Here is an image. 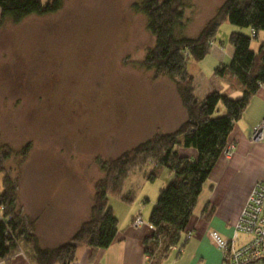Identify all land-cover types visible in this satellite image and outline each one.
<instances>
[{"label":"rangeland","instance_id":"374dc122","mask_svg":"<svg viewBox=\"0 0 264 264\" xmlns=\"http://www.w3.org/2000/svg\"><path fill=\"white\" fill-rule=\"evenodd\" d=\"M141 1L64 0L54 14L0 28V144L13 151L4 172L15 180L17 207L40 247L53 221L57 235L75 223L72 217L89 218L102 163L186 119L174 84L141 66L155 44L145 17L133 8ZM224 1L190 0L181 35L196 38ZM232 32L249 33L225 22L217 45L229 47ZM213 64L206 56L188 61L187 70L198 80L199 72L212 74ZM152 168L127 178L123 194L132 205L142 196L157 198L172 180L161 169L149 181ZM121 205L109 198L119 219Z\"/></svg>","mask_w":264,"mask_h":264},{"label":"trees","instance_id":"16d2710c","mask_svg":"<svg viewBox=\"0 0 264 264\" xmlns=\"http://www.w3.org/2000/svg\"><path fill=\"white\" fill-rule=\"evenodd\" d=\"M64 0H0V28L10 22L21 23L29 16H47L58 12ZM190 0H142L133 4L146 19V27L155 44L141 62L154 77H166L175 86L186 111V119L168 133H156L120 156L102 163L103 178L95 184L89 218L73 234L69 242L43 248L34 235L33 224H27L17 207L15 180L4 172V163L13 156L10 147L0 144V261H8L30 248L31 264H71L79 246L92 249L109 247L117 234V218L109 207V198L129 203L123 194L127 178L135 171L151 165L147 179L153 181L161 169L172 180L159 191L149 215L152 234L144 240V253L149 264H159L175 248L178 252L188 241V225L197 199L215 163L228 144L235 123L241 118L249 99L264 83V40L257 53L251 48L253 39L264 33V0H225L215 16L199 35L188 39L181 35L185 28V9ZM244 28L249 33L232 32L231 61L215 69L217 76L233 75L243 87L242 97L231 99L212 91L202 100L193 92V76L187 70L190 60H203L215 41L221 24ZM182 149H193L196 157L181 155ZM26 147L21 158L26 157Z\"/></svg>","mask_w":264,"mask_h":264},{"label":"crops","instance_id":"0c3cea01","mask_svg":"<svg viewBox=\"0 0 264 264\" xmlns=\"http://www.w3.org/2000/svg\"><path fill=\"white\" fill-rule=\"evenodd\" d=\"M262 40L264 33L259 34L254 45L251 42L250 48L254 53H257ZM208 54L207 56L214 60L213 72L210 76L199 72L200 78L193 81L195 97L202 100L210 92L217 91L231 99L241 98L243 87L233 75L225 74L220 77L215 73L216 68L230 63L233 54L231 45L223 47L214 41ZM263 120L264 83L249 99L228 138V144L234 145L233 152L228 157L224 154L220 156L202 187L188 225V231L193 233V237L183 245L180 252L172 250L159 264H221L220 252L211 241L209 232L216 231L222 237L230 238L254 185L264 182V124L261 139L250 138L252 130ZM180 153L196 157L193 149H182ZM142 197V201L139 200L133 205L121 201L122 205H127L119 206L120 219L112 209L118 222L116 237L109 247L92 249L79 246L71 264H149L144 253V240L152 234L148 219L156 198L149 200ZM136 215L140 216L142 224L134 227L131 224ZM38 216L41 218L40 213ZM72 219L75 223L63 234L58 230L57 235L54 230L53 235L51 234L52 226L58 225V222L53 221L54 224L49 225V240L41 247L53 248L69 242L79 224L84 221L82 219L78 222L75 217ZM30 253V248L22 245L21 254L14 255L8 263L0 261V264H31L28 258Z\"/></svg>","mask_w":264,"mask_h":264},{"label":"built area","instance_id":"2783aa9c","mask_svg":"<svg viewBox=\"0 0 264 264\" xmlns=\"http://www.w3.org/2000/svg\"><path fill=\"white\" fill-rule=\"evenodd\" d=\"M264 120L251 132V140H260ZM234 145L227 144L223 150L225 157L231 155ZM142 223L140 216L133 220V226ZM192 237L188 231L186 239ZM209 237L221 255V264H264V182H257L236 222L230 238L222 237L216 231ZM173 250H178L175 248Z\"/></svg>","mask_w":264,"mask_h":264}]
</instances>
